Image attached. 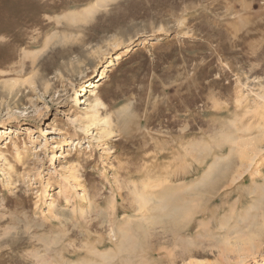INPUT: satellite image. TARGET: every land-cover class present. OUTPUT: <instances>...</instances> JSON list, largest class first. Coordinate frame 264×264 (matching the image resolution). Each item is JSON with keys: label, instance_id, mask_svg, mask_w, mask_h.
<instances>
[{"label": "rangeland", "instance_id": "374dc122", "mask_svg": "<svg viewBox=\"0 0 264 264\" xmlns=\"http://www.w3.org/2000/svg\"><path fill=\"white\" fill-rule=\"evenodd\" d=\"M0 264H264V0H0Z\"/></svg>", "mask_w": 264, "mask_h": 264}, {"label": "bare ground", "instance_id": "6f19581e", "mask_svg": "<svg viewBox=\"0 0 264 264\" xmlns=\"http://www.w3.org/2000/svg\"><path fill=\"white\" fill-rule=\"evenodd\" d=\"M112 63H113V62H111L110 64H112ZM99 81H100V80H99ZM99 81H98V82H99ZM94 86H96V85H94ZM90 95H91L92 97H94V98L97 99V102H98L97 104H98V105L102 104V103L98 100V90L96 89V87H93V89H91V94H90ZM108 124H111V120L109 121ZM217 162H219V161H217ZM215 163H216V162H215ZM215 165H216V164H215ZM214 172H215V171H214ZM210 173H212V172L210 171ZM210 173H208V174H210ZM213 175H214V173H212V176H213ZM208 176H209V177H208ZM208 176L205 177V178H208V179H206V183H207L208 181H210L209 178L211 177V175H208ZM205 178H204V179H205ZM213 178H214V177H211V178H210V179H211V181H210V185H211L212 182L214 181V180L212 181ZM216 179H217V178H216ZM215 181H216V180H215ZM217 181H218V180H217ZM202 182L205 183L204 180H203ZM200 183H201V181H200ZM206 183H205V184H206ZM189 184H190V183H189ZM187 185H188V184H187ZM187 185H186V186H187ZM212 185H214V186H211V188H212V187L215 188V184H212ZM204 186H205V185H204ZM207 186H208V185H207ZM207 186H206V187H207ZM189 187H190V186H188V188H189ZM191 187H192V188H191L190 190H189L187 187H186V188H187L189 191H191V190L193 189V185H192ZM209 187H210V186H209ZM213 188H212V190H213ZM200 189H201V188H200ZM202 189H204L203 186H202ZM206 190H207V189H206ZM167 191H168V190H166V192H167ZM207 191H208V190H207ZM141 192L144 193V191H141ZM210 192H211V190H210ZM212 192H213V191H212ZM168 193L170 194L171 191H169ZM172 193H173V192H172ZM140 194L142 195V199H141V201L143 200V205H142L141 207H142V209L144 208L143 210H145L146 212H148L146 209H147L148 204L151 202L150 200H152V199H150V198L147 197V196L145 197V196H144L145 194H142V193H140ZM164 194H165V192H164ZM169 194H168V196H170V197H171V196H172V197L174 196L173 194H170V195H169ZM215 194H216V193H215ZM166 195H167V194H166ZM213 195H214V193H213ZM161 196H162V195L158 196L157 198H159V197H161ZM163 196H164V195H163ZM210 196H211V195H210ZM174 197H175V196H174ZM153 198H154V197H153ZM161 198H164V199H165V197H161ZM185 198H186V196H185ZM209 198H210V197H209ZM155 200H156V199H155ZM171 200H172V199H171ZM173 200H174V198H173ZM173 200H172V202H173ZM189 200H190V199H189ZM189 200H187V201H189ZM149 201H150V202H149ZM160 201H161V199H160ZM164 201H165V200H164ZM190 201H191V200H190ZM190 201H189V202H190ZM192 201H193V200H192ZM192 201H191V202H192ZM172 202H171V203H172ZM175 202H176V201H175ZM193 202H194V201H193ZM193 202H192V203H193ZM160 203H161V202H160ZM185 203H186V202H185ZM167 204H168V203H167ZM187 204H188V203H187ZM189 204H190V203H189ZM189 204H188V205H189ZM160 205H161V204H160ZM174 205H177V204L175 203ZM190 205H191V204H190ZM162 206H164V208L166 207L164 204H163ZM162 206H160V207H162ZM172 206H173V205L171 204V207H172ZM186 206H187V205H186ZM191 206H194V203H193V205H191ZM191 206H189V207H191ZM141 207H140V208H141ZM169 207H170V206H169ZM173 207H174V206H173ZM197 207H198V206H197ZM166 208H168V207H166ZM179 208H180V206H179ZM183 208L185 209V207H183ZM183 208H182V210H183ZM192 208H193V207H192ZM173 209H174V208H173ZM173 209H172V210H173ZM186 209H187V208H186ZM189 209H190V211H191V208H189ZM162 210H163V209H162ZM175 210H176V209H175ZM193 210H195V209L193 208ZM145 211H144V214H143V213H141V214H143V219L146 218L147 221L149 222V219L152 218L153 214H151L152 216H149V214H145ZM160 211H161V210H160ZM164 211H166V210H164ZM167 211H168V209H167ZM177 211H178V210H177ZM173 212L175 213V211H173ZM182 212H183V215H184V214H185V213H184L185 210H183ZM170 213H171V212H170ZM179 213H180V212H179ZM191 213H192V212H191ZM191 213L189 214V211H188V213L185 214V215L183 216V218H185V216H186L187 219H188V217H190ZM154 214H155V213H154ZM170 216H171V215H170ZM180 216H181V215H180ZM158 217H159V216H158ZM181 217H182V216H181ZM148 218H149V219H148ZM153 218H154V216H153ZM153 218H152V219H153ZM165 218H166V216H165ZM146 219H145V221H146ZM155 219H156V218H155ZM155 219H154V220H155ZM154 220L152 221V223H155V222H156V221H154ZM157 220H158V218H157ZM173 220H174V219H173ZM179 220H180V219H179ZM179 220H178V221H179ZM182 220H184V219H182ZM182 220H180V221H182ZM127 221H128V220H127ZM161 221H162V220H161ZM123 222H124V221H123ZM126 223H129V222H126ZM126 223H125V229L122 228V227H118V228H120L121 231L126 230V228L128 229V226L126 225ZM149 223H150V222H149ZM156 223H157V222H156ZM121 225L124 227L123 224H121ZM121 225H120V226H121ZM150 225H151V224H150ZM126 226H127V227H126ZM151 226H152V225H151ZM156 227H157V226H156ZM130 228H131V227H130ZM142 228H143V225H139V229H142ZM182 228H183V227H182ZM134 229H135V228H134ZM151 230H152V229H151ZM127 231H128V230H127ZM143 231H144V230H143ZM131 232H132V231H131ZM131 232H129V234H131ZM122 233H123V232H122ZM127 233H128V232H127ZM127 233H126V234H127ZM132 233H133V232H132ZM126 234H125L124 237L127 238ZM124 237H123V238H124ZM133 240H134V239H133ZM123 245H124V244H123ZM118 246H119V245H118ZM128 246H129V245H128ZM124 250H125V252H126L127 248H125ZM130 250H131V249H130ZM133 251H135V249H134ZM128 252H129V251H128ZM128 252H126V254H129ZM118 254H119V253H118ZM127 256H128V255H127ZM109 257H110V256H109ZM136 257H137V256H136ZM139 257H140V256H139ZM128 258H131V257H128ZM133 258H135V255H134ZM133 258H132V259H133Z\"/></svg>", "mask_w": 264, "mask_h": 264}]
</instances>
